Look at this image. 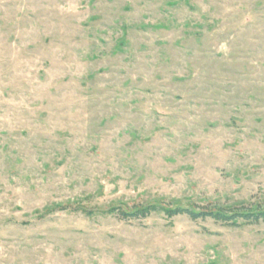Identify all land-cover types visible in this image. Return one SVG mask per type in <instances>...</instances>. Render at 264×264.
I'll use <instances>...</instances> for the list:
<instances>
[{"label": "rangeland", "instance_id": "obj_1", "mask_svg": "<svg viewBox=\"0 0 264 264\" xmlns=\"http://www.w3.org/2000/svg\"><path fill=\"white\" fill-rule=\"evenodd\" d=\"M263 201L264 0H0V264H264L114 211Z\"/></svg>", "mask_w": 264, "mask_h": 264}, {"label": "trees", "instance_id": "obj_2", "mask_svg": "<svg viewBox=\"0 0 264 264\" xmlns=\"http://www.w3.org/2000/svg\"><path fill=\"white\" fill-rule=\"evenodd\" d=\"M121 220H143L152 214L163 211L170 218L186 215L193 221L213 219L217 223L231 226L241 224H259L264 222V201L251 206H241L230 209L193 210L186 207L163 208L158 205L138 206L131 210L118 207L114 209Z\"/></svg>", "mask_w": 264, "mask_h": 264}]
</instances>
